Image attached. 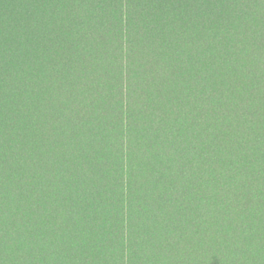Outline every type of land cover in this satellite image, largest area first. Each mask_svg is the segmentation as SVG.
Here are the masks:
<instances>
[{
    "label": "trees",
    "instance_id": "obj_1",
    "mask_svg": "<svg viewBox=\"0 0 264 264\" xmlns=\"http://www.w3.org/2000/svg\"><path fill=\"white\" fill-rule=\"evenodd\" d=\"M0 264H264V0H0Z\"/></svg>",
    "mask_w": 264,
    "mask_h": 264
}]
</instances>
